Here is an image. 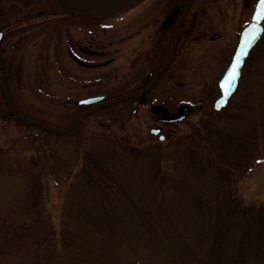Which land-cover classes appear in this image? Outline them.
Wrapping results in <instances>:
<instances>
[{
  "label": "rangeland",
  "instance_id": "374dc122",
  "mask_svg": "<svg viewBox=\"0 0 264 264\" xmlns=\"http://www.w3.org/2000/svg\"><path fill=\"white\" fill-rule=\"evenodd\" d=\"M184 1L144 0L127 13L97 19L53 0H0V10L41 11L35 20H46L44 29L8 36L6 51L15 45L18 63L22 57L20 79L12 84L19 112L70 129L88 109L80 98L138 87L156 64L145 53L151 51L150 34L159 25L164 50L177 4ZM255 1L192 0L185 6L197 13L195 32L202 33L198 23L206 24L207 35L193 39L167 65L149 91V104L138 101L142 91L125 102L100 104L85 112L71 134L0 118V264H98L93 245L101 238L96 225L104 219L134 227L133 252L127 239L115 236L119 244L112 255L119 264H179L183 243L177 242L178 250L167 246L179 235L166 230L164 242H149L139 225L146 216L158 224L174 220L202 264L218 232L216 220L226 222L227 239L238 244L246 237L238 213L226 215L232 205L264 213V140L257 138L259 130L264 133V36L228 107L217 112L213 100ZM145 59L149 63L140 75ZM184 105L191 107L186 119L165 120L185 112ZM158 123L168 133L163 142L150 131ZM245 141L251 151L241 157ZM216 157L224 159L223 172L233 176L230 186L216 169L221 165ZM223 190L232 194L231 206Z\"/></svg>",
  "mask_w": 264,
  "mask_h": 264
},
{
  "label": "trees",
  "instance_id": "16d2710c",
  "mask_svg": "<svg viewBox=\"0 0 264 264\" xmlns=\"http://www.w3.org/2000/svg\"><path fill=\"white\" fill-rule=\"evenodd\" d=\"M53 1L56 2L62 8H65L59 1L57 0H53ZM28 4L29 3H27L26 5ZM31 11H35V10L33 9ZM47 12H52V11H47ZM41 13H42L41 11L37 12L36 14L35 12L25 13L23 11H14V13H11V11L1 9L0 29L2 28L8 30L6 37L11 35L13 38L16 34L29 31L33 29L35 26L45 25L46 23L45 19L35 20L36 15H41ZM14 67H15V59L13 54L6 52V45L4 44V42H0V94H1L0 118L4 119L10 116V118H15L17 122L21 124L32 125V123L29 121V118L27 120L26 119L22 120L23 118L21 119L19 117H16L15 114L11 115L13 109H16L15 106H17L16 103L14 102L15 100H14V92L12 85L13 84L12 74ZM6 100L10 101L9 105H7ZM18 111L17 113L20 114V112ZM3 112L7 113V115H5V113L3 114ZM208 121L214 122V118L211 117L210 119H208ZM260 122H261V116H260ZM261 123L264 124V115L262 117ZM198 126H200V123ZM257 138H261V140H264V133L262 130H259L257 132ZM247 143L248 141H245L244 145H242L241 157L242 154L245 156V151L246 152L251 151V148H248L246 146ZM239 159L240 157L237 154L235 155L233 162L237 163ZM216 160H218V162L221 163V165L219 166L217 165L216 169L223 173L225 181H227L228 179V182L225 183L228 186H230L233 183L232 182L233 176L230 175L231 173H227L226 171L225 173L223 172L222 166L225 165L224 159L216 157ZM216 193L218 192L215 191L213 192V194ZM223 196L226 199L225 204L227 206H231V203L229 202H231L230 200L232 194L230 192L224 191ZM232 209L233 211L229 210V213L226 215V219L227 217L231 219L234 215H236V213H238V216L241 217L239 220L241 223L240 231H242L243 235H245L246 237H243L241 240H239L240 243L236 244L235 241L228 236V239L231 242H233V244H231L223 234V232L225 231V228L223 226L226 222L223 221V219L220 222L216 220L215 227H218L217 228L218 232H215L213 235L215 237L213 239V244H212L213 246L207 249L209 250V253L207 258L205 259L206 264H264L263 211L259 213V211H256L251 208H248L249 211H247L246 207H244L243 209L240 208L235 209L234 205H232ZM144 210L146 215H148L149 213L148 210L147 209ZM117 221L118 219H110V220L104 219L101 223L98 224L94 223L97 224L96 226L98 227L100 233L99 236H101L97 244L93 245V248L97 249L96 250L97 253L94 259L98 264H119L120 260L116 256L112 255L114 253V250L117 249V246L119 244V241H117L118 239L115 237L116 235H119L118 237H120L121 240H125V239L128 240V246L131 252H133L136 249V247L134 246L135 245L134 242H136L134 227L131 228V226H127L126 228H123L120 225H118L120 229V233H116L115 229L118 228V226L116 225ZM139 225L145 229L144 233L145 236H147L146 239H148L149 242L155 240L161 242V240L165 236L164 231L171 230L172 234H175V236L179 235L180 239L177 238L176 236V239L173 238V241H175V243L173 245H167V246H169L170 248L172 247V249L175 248L174 250H178L180 244L183 243V249H182V253H180V258H178V263L181 264L179 261L182 262L183 260V264H193V262L196 264H202L196 258V254L193 253L194 251L193 242L188 237H186V235L183 234V232L179 230V228L177 227L178 224L174 220L170 219V220H166V222L164 223L158 224L156 222L151 221L146 216L143 220L139 221ZM179 240H181V243L177 244ZM164 241L165 239H163V242ZM72 243L73 244H69V245L71 246L74 245V242ZM123 243L125 244V241ZM170 243H172V241H170ZM160 247H162V249H165L166 242L163 243V245H160ZM251 249L256 250L255 252H253L254 256H252Z\"/></svg>",
  "mask_w": 264,
  "mask_h": 264
},
{
  "label": "flooded vegetation",
  "instance_id": "af4514ba",
  "mask_svg": "<svg viewBox=\"0 0 264 264\" xmlns=\"http://www.w3.org/2000/svg\"><path fill=\"white\" fill-rule=\"evenodd\" d=\"M197 13L196 11H189V9H179L177 11V13L174 16L173 19V25L172 28V34L169 35L170 40L168 42V45L165 46L164 50H161V48L163 47V33H161L160 29H159V25H158V30L152 32V34H150V38L152 39V42H149L148 45L146 46H150L151 51L149 53H147V51L145 52L146 55H149L151 58H154V63H156L153 66H150V71L148 72L149 77L146 81H144L142 84H140L138 87H132L129 89L128 92L126 93H122L121 94H128V96H131L132 94H135L137 92H141L140 94H138L139 97V102L144 101V103L149 104V91L156 85L157 79L158 77L162 74V71L166 68H164V64L166 63L167 65L171 64L174 60H176L180 54L184 51L185 48H189L190 47V43L193 41V39L197 38H203L206 37L205 35L206 32H208L209 27L206 26V24H200L199 25V29L202 31V33H197L195 32L196 29V18ZM193 17V18H192ZM192 18V23L191 24H187V21ZM170 26V25H169ZM170 28L168 27L167 30H169ZM170 31V30H169ZM8 32V30L5 29V34L6 35ZM3 35V37H4ZM155 37V38H154ZM211 38H215L216 36H210ZM146 43V41H145ZM155 49V50H154ZM144 53V54H145ZM186 53V52H185ZM143 54L142 51H139V57L143 58V56H141ZM83 64H89L88 62L85 61H81ZM147 63H149V61L147 59H145V62L143 61L142 64V69L139 71V74H145L146 72V68H147ZM19 63L16 60L15 61V67L13 70V74L12 77L14 78V80H18L20 79L19 77ZM107 95H109L110 93H106ZM110 97V96H109ZM130 98V97H129ZM130 105L133 103V99H129ZM186 109V111H190L191 107L190 106H185L184 107ZM136 111V110H135ZM172 118V117H171ZM170 118V119H171ZM162 132H166L164 127L162 129ZM167 133V132H166Z\"/></svg>",
  "mask_w": 264,
  "mask_h": 264
},
{
  "label": "water",
  "instance_id": "95a60500",
  "mask_svg": "<svg viewBox=\"0 0 264 264\" xmlns=\"http://www.w3.org/2000/svg\"><path fill=\"white\" fill-rule=\"evenodd\" d=\"M59 1L74 12L90 15V16L103 17V16H113L123 13L124 11H127L130 8L136 6L143 0H126L121 4L110 8L89 7L77 3L75 0H59ZM263 20H264V0H258V3L253 13V19L246 26H244L240 35V39L232 56L231 62L219 81L221 93L214 101V106L216 109L219 110L222 109L224 106H226L229 103V98L236 91L245 59L248 56L251 48L257 43V41L260 39L263 33L264 30V26L262 24ZM237 58H239L240 61L238 66V76L236 77L235 80H230L232 68L237 64ZM103 97L104 95L91 96L82 99L81 103L91 104L98 100H101ZM183 116L184 115L178 117V119H181ZM77 124L78 121L76 122V126ZM52 129L55 128L52 127ZM159 130L160 127L152 128V131L155 132H158ZM161 138L164 139L165 135H161Z\"/></svg>",
  "mask_w": 264,
  "mask_h": 264
},
{
  "label": "bare ground",
  "instance_id": "6f19581e",
  "mask_svg": "<svg viewBox=\"0 0 264 264\" xmlns=\"http://www.w3.org/2000/svg\"><path fill=\"white\" fill-rule=\"evenodd\" d=\"M77 3L81 5H86L89 7H94V8H110L114 7L116 5H119L123 3L126 0H75ZM7 105L10 104V101L6 100ZM16 109H13L12 114H18V108L15 106ZM19 112V111H18Z\"/></svg>",
  "mask_w": 264,
  "mask_h": 264
},
{
  "label": "snow or ice",
  "instance_id": "6c2138e0",
  "mask_svg": "<svg viewBox=\"0 0 264 264\" xmlns=\"http://www.w3.org/2000/svg\"><path fill=\"white\" fill-rule=\"evenodd\" d=\"M247 54V53H245ZM239 58H237V64L235 66H233L232 68V73H231V76H230V80H235L236 77L238 76V66H239Z\"/></svg>",
  "mask_w": 264,
  "mask_h": 264
}]
</instances>
